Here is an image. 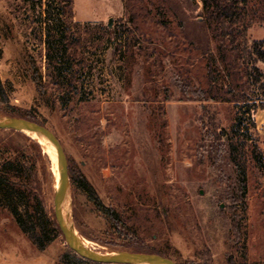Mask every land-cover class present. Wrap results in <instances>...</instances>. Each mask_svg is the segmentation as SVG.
<instances>
[{
	"label": "rangeland",
	"instance_id": "374dc122",
	"mask_svg": "<svg viewBox=\"0 0 264 264\" xmlns=\"http://www.w3.org/2000/svg\"><path fill=\"white\" fill-rule=\"evenodd\" d=\"M245 28L232 44L202 0H0V77L10 93L0 118L31 114L58 135L72 173L70 223L90 248L129 253L143 242L179 264H264V109L245 112L262 93L251 59L239 57ZM246 33L264 38V18ZM220 129L246 172L237 204L222 182L234 171L209 154ZM15 131L0 129V141L38 180L51 228L59 158ZM76 174L136 238L115 228ZM53 233L41 251L1 207L0 264H22L18 255L35 249L46 260L28 264H57L68 245Z\"/></svg>",
	"mask_w": 264,
	"mask_h": 264
},
{
	"label": "trees",
	"instance_id": "16d2710c",
	"mask_svg": "<svg viewBox=\"0 0 264 264\" xmlns=\"http://www.w3.org/2000/svg\"><path fill=\"white\" fill-rule=\"evenodd\" d=\"M202 3L205 9H210L211 16L222 25L224 33L229 35L232 44H235L236 40L235 29L239 27L241 23H244L247 28L255 19L264 18V0H202ZM244 12L246 14H243ZM247 14L250 15V18ZM245 15L247 16L245 17ZM246 28L240 41L241 54L239 57L242 60H246L247 58L251 59L255 71L253 74L255 82L262 91L261 96L257 98V100L260 101L259 104H257V102L248 104L251 108L245 111L247 113V111L251 109H264V70L260 66V63H264V38H249L246 33ZM1 55L2 49L0 48V57ZM0 100L6 102L10 100L7 82H4L1 77ZM14 117H24L41 123L31 114L14 115ZM238 119L240 120L237 122L239 127L243 120L242 115L238 116ZM252 125L254 127L256 126L254 120L252 121ZM12 131L18 132L15 130ZM25 138L33 147L42 151L39 142L27 135H25ZM211 142L212 143L209 145V154L216 158L219 156L222 163L225 164L224 166L218 164V166L221 169L224 167H227V170L232 169L235 173L233 179L224 178L222 182L226 189L224 197L228 198L233 204H237L247 192L246 172L244 165L240 163L236 155L237 146L226 129H220L219 132L215 131L212 134ZM214 165L217 164L214 162ZM69 173L70 178H72L70 166ZM26 176L31 177L29 172L26 171L22 161L20 159L18 160V156L12 153L8 143L1 140L0 208H5L22 231L32 239L33 243L41 251H43L55 238V234H52V232L54 230L59 232V228L56 221L53 222V227H49L51 218H49V210L41 193L38 180L35 178L26 179ZM73 180L83 187L89 196L96 201L110 221L114 223L117 230L121 231L129 239L136 238V232L133 228L127 226L121 214L115 208L103 204L94 186L83 174H76ZM132 245V251L134 252H154L143 242H135ZM57 264L111 263H100L89 260L68 247V249L60 255Z\"/></svg>",
	"mask_w": 264,
	"mask_h": 264
},
{
	"label": "water",
	"instance_id": "95a60500",
	"mask_svg": "<svg viewBox=\"0 0 264 264\" xmlns=\"http://www.w3.org/2000/svg\"><path fill=\"white\" fill-rule=\"evenodd\" d=\"M112 18L109 20V26L112 25ZM31 127L40 132L49 139L56 147L60 165V186L56 189L54 196V216L58 223L59 229L71 249L76 251L82 257L100 263L111 264H144L148 261L155 260L161 264H179L174 259L155 252H129L118 253L111 256L101 251L94 250L81 243L70 227L62 218L61 203L68 191L70 184L69 160L65 148L58 135L46 125L24 117H6L0 118V129L21 130Z\"/></svg>",
	"mask_w": 264,
	"mask_h": 264
},
{
	"label": "bare ground",
	"instance_id": "6f19581e",
	"mask_svg": "<svg viewBox=\"0 0 264 264\" xmlns=\"http://www.w3.org/2000/svg\"><path fill=\"white\" fill-rule=\"evenodd\" d=\"M23 130H25L27 133L31 134V136L37 140L38 142H40L47 150H49L51 152V154L53 156L54 155V150H55V154H56V159L58 160V152H57V149L55 147V145L49 140L47 139L45 136H43L40 132H38L36 129L34 128H31V127H25L23 128ZM57 166H58V170L59 172H56V177H55V182H58L57 184V187L56 189L59 188L60 186V165H59V160L57 162ZM59 179V181H58ZM67 192L62 200V203H61V213H62V218L64 219V221L66 222V224L70 227V229L73 231V233L76 235V237L81 241V243L87 247H90L88 246V244L86 243V241L83 239H81L80 237V234L74 230L71 226V223H70V217H69V214H68V208H67ZM105 254H108V255H111V256H114V255H117L118 253H105ZM144 264H161L159 263L158 261H155V260H151V261H148Z\"/></svg>",
	"mask_w": 264,
	"mask_h": 264
},
{
	"label": "crops",
	"instance_id": "0c3cea01",
	"mask_svg": "<svg viewBox=\"0 0 264 264\" xmlns=\"http://www.w3.org/2000/svg\"><path fill=\"white\" fill-rule=\"evenodd\" d=\"M27 245V244H26ZM17 253V252H16ZM42 253L43 252H37L36 253V249H35V252L33 253V254H29V255H25V257H23V258H21L22 257V255H18V258H20V259H18V261L20 262V263H22V264H28V263H33L34 261H42V260H46V259H43V257H42ZM2 256H5V254L4 255H2ZM12 256V255H11ZM49 262V261H48ZM49 264V263H48Z\"/></svg>",
	"mask_w": 264,
	"mask_h": 264
}]
</instances>
